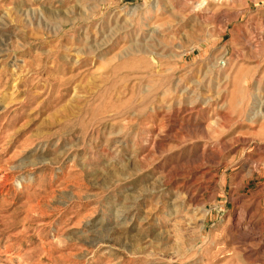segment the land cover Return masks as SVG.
I'll list each match as a JSON object with an SVG mask.
<instances>
[{"label":"rangeland","instance_id":"374dc122","mask_svg":"<svg viewBox=\"0 0 264 264\" xmlns=\"http://www.w3.org/2000/svg\"><path fill=\"white\" fill-rule=\"evenodd\" d=\"M0 264H264V0H0Z\"/></svg>","mask_w":264,"mask_h":264}]
</instances>
